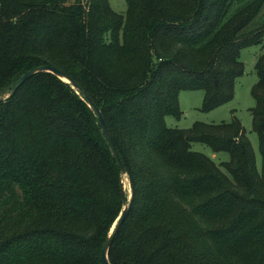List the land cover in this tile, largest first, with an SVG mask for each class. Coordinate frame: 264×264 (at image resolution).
<instances>
[{
    "label": "trees",
    "instance_id": "obj_1",
    "mask_svg": "<svg viewBox=\"0 0 264 264\" xmlns=\"http://www.w3.org/2000/svg\"><path fill=\"white\" fill-rule=\"evenodd\" d=\"M124 1L121 15L108 0H0V97L49 65L101 111L133 189L110 264H264V51L250 108L260 172L236 117L165 123L182 115L180 91L201 90L203 111L232 99L264 0ZM121 208L119 169L77 90L41 72L0 102V264H102Z\"/></svg>",
    "mask_w": 264,
    "mask_h": 264
},
{
    "label": "rangeland",
    "instance_id": "obj_2",
    "mask_svg": "<svg viewBox=\"0 0 264 264\" xmlns=\"http://www.w3.org/2000/svg\"><path fill=\"white\" fill-rule=\"evenodd\" d=\"M110 7L118 14L124 15L126 5L124 0H108ZM264 20V4L260 12L253 18L249 25V29H254L261 25ZM264 51V36L257 45H252L240 50V59L243 63V73L235 79L234 94L230 101L210 110L203 111L200 109L202 105L203 92L201 90H185L180 91L178 95L179 107L182 115L179 118L167 116L165 123L168 127L186 129L191 127L195 121L204 123H221L228 122L236 117L251 144L257 170L261 171V156L258 148V138L252 130V121L250 108L254 105V99L251 95V87L256 81V73L254 63L256 58ZM191 149L201 152L210 157L217 165L220 162H226L229 155L226 152H212L209 147L202 143L194 142ZM124 193L129 196V186L126 178H123Z\"/></svg>",
    "mask_w": 264,
    "mask_h": 264
},
{
    "label": "water",
    "instance_id": "obj_3",
    "mask_svg": "<svg viewBox=\"0 0 264 264\" xmlns=\"http://www.w3.org/2000/svg\"><path fill=\"white\" fill-rule=\"evenodd\" d=\"M41 72H49L52 73L53 75H55L56 77H58L59 79H61L62 81L69 83L70 86L77 90V92H79L81 94V96L83 97V99L85 100L87 106L90 108V110L93 112V114L95 115L96 119L98 120V123L100 125V128L107 140V143L109 145L110 148V152L111 155L119 169L120 172V187L122 190V208L121 211L119 213V215L117 216V218L115 219V221L113 222L108 234L106 235L103 244L101 246V250H100V256H101V261L102 264H110L109 260H108V249L109 246L111 244V241L115 235V233L117 232V230L119 229V227L121 226L123 220L125 219L126 215L128 214L130 208H131V201H132V196H133V189H132V185L131 182L129 180L128 177V173L126 171V168L123 164V162L120 159V156L116 150L113 138L111 136V133L103 119L102 113L101 111L95 106V104L92 102V100L87 96V94L85 92H83V90L68 76H66L65 74H63L62 72H60L59 70L55 69L52 66L49 65H44V66H37L34 67L32 69L27 70L25 73H23L17 80L16 82L13 84V86L10 88L9 92L3 96L0 97V102H5L6 100H8L11 96H13V94L16 92V90L27 80L29 79L31 76L37 74V73H41ZM123 178H126L127 182H128V186H129V196L128 198L125 197L124 194V188H123Z\"/></svg>",
    "mask_w": 264,
    "mask_h": 264
}]
</instances>
